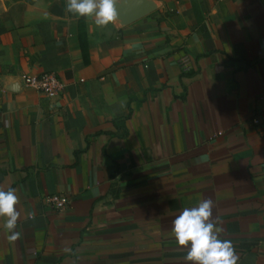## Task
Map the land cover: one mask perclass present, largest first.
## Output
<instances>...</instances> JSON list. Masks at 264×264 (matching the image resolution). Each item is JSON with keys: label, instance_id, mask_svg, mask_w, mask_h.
<instances>
[{"label": "crops", "instance_id": "0c3cea01", "mask_svg": "<svg viewBox=\"0 0 264 264\" xmlns=\"http://www.w3.org/2000/svg\"><path fill=\"white\" fill-rule=\"evenodd\" d=\"M153 1L100 28L67 0H0V190L21 234L0 217V264H193L172 221L205 199L237 264H264V0ZM42 73L58 98L22 86Z\"/></svg>", "mask_w": 264, "mask_h": 264}, {"label": "clouds", "instance_id": "9594fccd", "mask_svg": "<svg viewBox=\"0 0 264 264\" xmlns=\"http://www.w3.org/2000/svg\"><path fill=\"white\" fill-rule=\"evenodd\" d=\"M122 0H67L66 11L77 18H92L97 27L103 28L118 18L117 6ZM19 197L14 188L0 190V217H4L7 239L14 243L20 237L15 231L20 213L15 205ZM213 201L202 200L197 206L184 208L172 221L171 233L176 244L187 247L185 261L193 264H237L238 256L230 240L221 239L223 231L213 220Z\"/></svg>", "mask_w": 264, "mask_h": 264}, {"label": "built area", "instance_id": "2783aa9c", "mask_svg": "<svg viewBox=\"0 0 264 264\" xmlns=\"http://www.w3.org/2000/svg\"><path fill=\"white\" fill-rule=\"evenodd\" d=\"M188 64L189 59L186 56H182L178 61V65L182 70H186ZM21 84L23 87L33 90L35 93L48 100L58 98L64 88V84L54 73L24 76L21 80ZM252 123L254 125L258 124L255 117L252 118ZM42 202L55 212L64 210L68 204L67 198L63 195H49L44 197Z\"/></svg>", "mask_w": 264, "mask_h": 264}, {"label": "water", "instance_id": "95a60500", "mask_svg": "<svg viewBox=\"0 0 264 264\" xmlns=\"http://www.w3.org/2000/svg\"><path fill=\"white\" fill-rule=\"evenodd\" d=\"M156 9L153 0H122L117 6L118 18L115 22L119 26H126Z\"/></svg>", "mask_w": 264, "mask_h": 264}]
</instances>
